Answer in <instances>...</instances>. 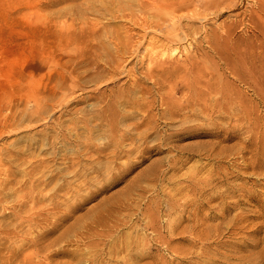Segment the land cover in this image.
<instances>
[{"label": "rangeland", "instance_id": "374dc122", "mask_svg": "<svg viewBox=\"0 0 264 264\" xmlns=\"http://www.w3.org/2000/svg\"><path fill=\"white\" fill-rule=\"evenodd\" d=\"M44 1L0 0V82L15 79L16 83L25 84L31 75L46 70L43 60L32 51L36 35L45 30L42 17L69 8L85 11L82 17L100 23L102 40L114 37L116 62L115 42L124 39L130 18L141 14L132 0H64L52 6H45ZM225 18L213 17L210 23L218 26ZM223 48L222 57L241 68L242 59ZM109 51V45L101 50L102 62L110 61L106 56ZM140 52H145V46L140 47ZM258 52V56L250 58L253 63L249 59L250 64L241 68L245 81L229 74L225 70H229L228 66L212 52L210 59L218 66L214 72L231 84L229 90L213 93L208 106L202 94L188 93L185 97L189 101L179 114L170 119V110H176L170 108L153 124L141 127H136L143 114L141 109L134 118L117 116L114 141L108 137L110 126L91 128L96 124L92 120V132L88 134L81 121L82 139L76 145L75 124L79 116L90 118L93 110L102 109L110 94L115 97L127 90H138L132 94L135 99L154 98L155 113L163 112L165 105L161 106L159 100L161 92L168 88L160 91L154 87L148 94L137 88L127 71L133 70L142 79L146 77L147 61L130 57L113 79L99 81L98 88L92 83L77 89L74 96L99 92L106 96L103 100L85 99L79 105L85 108L83 114L72 113L73 108H78L76 104L62 103L50 108L52 111L44 120L33 122V137L46 126L62 122L66 127L68 155L64 161L60 154L54 156L68 168L67 186L60 190L64 177L56 179L54 190L48 194L55 193L53 202L59 205L66 196L68 201L62 209L67 207L69 216L66 223L59 225L61 220L52 217L35 229L24 220L22 215L26 213L21 210L19 219L14 214L7 215L2 224H10L14 231L10 235L11 246L17 245L14 236L35 239L46 225L57 228L39 245L27 246L20 259L27 257L25 264H264V50ZM160 79H145L143 84L153 86ZM3 90L0 85V102L7 104ZM217 101L226 106H216ZM114 105L126 114L136 110L131 105ZM19 106L26 107L24 103ZM143 128L148 133L138 140ZM170 130L177 135L168 140ZM23 134L0 139V147L3 143H16ZM135 139L140 148L146 145L149 149L136 150ZM124 150L134 151L126 155ZM116 155L119 156L115 159ZM48 156L42 152L36 159ZM130 160L134 164L129 167ZM152 167L156 173L149 171ZM113 169L114 176L120 174L122 178L113 179V173H105ZM102 184L104 188H100ZM80 194L89 199L80 203ZM15 203L19 202L12 197L0 216ZM46 203L49 201L42 204ZM1 253H7V249Z\"/></svg>", "mask_w": 264, "mask_h": 264}, {"label": "bare ground", "instance_id": "6f19581e", "mask_svg": "<svg viewBox=\"0 0 264 264\" xmlns=\"http://www.w3.org/2000/svg\"><path fill=\"white\" fill-rule=\"evenodd\" d=\"M62 1L64 0H45L42 4L52 6ZM132 1L139 7L141 14L130 18V24L124 31V39L120 43L115 42L116 62H114V37L102 40L99 22L82 17L85 11L79 9L74 11L73 8H69L66 11H56L51 17H42L43 23H46L45 30L36 35L32 51L43 60L42 64L46 70L43 73L31 75L25 84L16 83L15 79H3L0 82L4 89L2 96L8 98L7 104H4L3 100L0 102V139L26 133L17 138L16 143L13 141L3 143L0 147V212L2 209L7 210L5 204H9L12 197L14 201L19 202L11 207L8 205L10 211L0 216V264H25L27 257L20 259L23 256V250L27 246L39 245L45 241L42 240L43 238H47L57 229L46 225L44 229H41L42 235L36 234L35 239L30 237L18 239V236H14V243L17 245L11 246L10 235L14 231L11 230L10 224H2V220L7 215L14 214L16 219H19L21 210L26 213L22 215L24 220L35 229L52 217L61 220L59 225L66 223L69 216L67 207L62 209L68 201L66 196L63 195V199L61 197L63 202L59 205L53 202L55 193L48 194L49 191L54 190L55 187L52 184L56 179L61 180L64 177L59 184L60 190H65L67 186L65 177H67L66 173H69L68 168L61 166V163L55 160L57 154L61 155L63 161L68 155L66 150L70 143L67 132L64 130L66 127L62 122L54 126H46L44 130L36 132V137H33L31 136L33 122L44 120L50 111L62 103L66 106L76 104L78 108H73L72 113L83 114L85 108L79 105L85 99L103 100L106 96L105 92L74 96L77 89L87 88L92 83L98 88L99 81L113 79L120 72L119 68L130 57L142 63L147 61L144 71L146 77L141 79L133 73V70L127 71L133 77L137 88L148 94H152L154 87L160 91L168 88L166 92H161L159 100L161 106L165 105L162 108L163 112L155 113L154 98L135 99L132 94L138 90H127L126 94L119 92L115 97L110 94L102 109L93 110V116L90 118L79 116V121L75 124L76 145H79L82 139L81 121L88 129V134L92 132L89 129L92 126L89 124L92 120L96 124L91 128L110 126L107 131L108 137L110 141H114L117 116L134 118L138 109H141L143 114L136 123V127H141L143 124H153L158 120L157 116L161 117L170 108H176V110H170V119L179 114L189 101L185 97L188 93L202 94L204 103L208 106L207 100L213 93H225L229 90L231 84L219 78L214 72L218 66L210 59L212 52L228 66L229 70L226 67L225 70L230 71L229 74L240 81H245L241 68L245 69L246 64H250L249 59L252 56H258V49L264 50V0ZM74 13L78 15L74 16ZM67 15L72 17H62ZM224 16L225 20L218 26H212L210 23L213 17ZM108 45L111 51L106 56L110 57V61L102 62L100 52ZM141 46H145L143 53L140 52ZM223 47L231 50L236 58L242 59L241 68L222 57ZM250 61L254 62L251 59ZM157 77L161 79L154 82L153 86L143 84L145 79ZM179 94L181 97L177 96ZM127 95L128 98L125 99ZM115 102L131 105L136 110L129 114L120 112L116 110ZM22 103L26 107H20ZM216 106L224 108L226 105L217 101ZM57 124L60 126L58 127ZM147 133L148 130L143 128L137 139H144ZM174 135L177 134L170 130L171 137L167 139L170 140ZM137 139H135L136 150L144 152L149 149L146 145L140 148L137 145L139 143ZM133 151L124 150L123 152L127 155ZM42 152H46L49 156L40 160L36 159ZM117 156L119 155H116L115 159ZM130 161L129 167L134 164L132 160ZM110 162L112 164L114 159ZM149 171L156 173L154 167ZM105 173H113V179L122 178L120 174L114 176V169ZM107 180L110 181L105 179V182H108ZM104 187L105 184H102L100 188ZM23 191H26L24 195H18ZM80 195V203L89 199L88 196ZM20 197L22 199H19ZM45 201L49 203L42 204ZM44 205L45 208H43ZM44 248L47 249V244ZM4 249H7V253L2 255L1 252Z\"/></svg>", "mask_w": 264, "mask_h": 264}]
</instances>
